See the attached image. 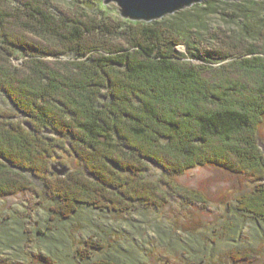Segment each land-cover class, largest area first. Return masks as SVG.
<instances>
[{
    "label": "trees",
    "instance_id": "16d2710c",
    "mask_svg": "<svg viewBox=\"0 0 264 264\" xmlns=\"http://www.w3.org/2000/svg\"><path fill=\"white\" fill-rule=\"evenodd\" d=\"M80 3L70 15L54 0H0V198H49L52 220L82 206L160 209L173 192L206 204L174 178L214 167L254 183L236 209L264 222V1L206 0L151 23ZM218 4L239 12L229 35L206 26ZM65 156L79 167L59 177L50 166ZM147 162L163 178H148Z\"/></svg>",
    "mask_w": 264,
    "mask_h": 264
},
{
    "label": "rangeland",
    "instance_id": "374dc122",
    "mask_svg": "<svg viewBox=\"0 0 264 264\" xmlns=\"http://www.w3.org/2000/svg\"><path fill=\"white\" fill-rule=\"evenodd\" d=\"M80 1L54 0V4L72 15L85 7ZM87 1L90 15L100 10L116 22L125 20L115 3ZM238 14L236 8L218 4L206 26L229 35ZM257 16L264 28V11ZM176 49L185 54L184 45ZM25 59L12 58L11 62L21 66ZM259 139L264 152V123ZM65 161L56 159L50 170L57 163L69 169L79 167L72 156H65ZM147 164L148 178H163L161 168ZM174 182L202 192L207 203L185 201L160 183L171 193L160 209L135 206L111 213L82 206L68 220H52L55 214L51 215L49 198L32 192L0 198V264H90L99 259L116 264H264V222L236 209L235 197L254 188L252 181L220 168L200 166L175 177ZM243 250H251L248 259L235 260L232 253Z\"/></svg>",
    "mask_w": 264,
    "mask_h": 264
},
{
    "label": "water",
    "instance_id": "95a60500",
    "mask_svg": "<svg viewBox=\"0 0 264 264\" xmlns=\"http://www.w3.org/2000/svg\"><path fill=\"white\" fill-rule=\"evenodd\" d=\"M203 1L205 0H104V4L115 3L120 16L125 20L151 23L190 8L195 4H200ZM223 1L235 3L244 0ZM25 126L29 128L27 124ZM51 168L52 173L59 177L65 176L70 170L68 167H60L58 164H53ZM89 177H92V175L89 174Z\"/></svg>",
    "mask_w": 264,
    "mask_h": 264
}]
</instances>
